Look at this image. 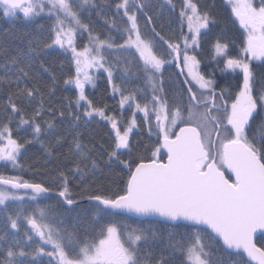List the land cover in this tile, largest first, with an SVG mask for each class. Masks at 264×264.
I'll use <instances>...</instances> for the list:
<instances>
[{
    "label": "snow or ice",
    "instance_id": "1",
    "mask_svg": "<svg viewBox=\"0 0 264 264\" xmlns=\"http://www.w3.org/2000/svg\"><path fill=\"white\" fill-rule=\"evenodd\" d=\"M166 2L176 9L174 0ZM227 5L242 30L239 47L233 41L230 52L229 43L217 37L212 56L219 71L236 80L235 91L201 69L198 50L216 20L195 0H181L179 41L157 30L150 0H0L3 18L22 14L26 21H52L49 37L29 38L26 49L13 53L0 44V94L6 99L0 105V162L22 169L19 157L27 144L40 143L52 156L53 148L67 143L73 176L83 182L78 198L63 172L55 193L20 174H0V264H174L166 250L148 251L155 231L120 222L125 213L187 229L180 239L168 233V249L182 254L181 264H264V83L257 86L253 71L254 61H264V0ZM109 9L115 10L111 16ZM101 12L110 26L103 36L94 32L91 19ZM85 33L87 44L77 45V36ZM57 47L70 61L63 84L77 90V111L70 104L67 113L71 127L97 117L110 125L106 163L127 170L115 194L87 191L99 168L92 149L77 133L58 131L65 111L45 107L44 96L55 95V78L42 91L33 64L47 72L38 58ZM166 65L180 70L167 84ZM101 71L118 96L121 116L127 107L128 119L89 98L86 89L96 87ZM133 78L148 88L129 87ZM142 127L156 138L145 149L148 155L134 152L132 134ZM19 132L31 138L22 141ZM53 197L57 209L44 204ZM80 199L88 208L77 213L71 229L64 227L60 217L80 208ZM17 202H32L31 210L10 211L22 207Z\"/></svg>",
    "mask_w": 264,
    "mask_h": 264
},
{
    "label": "trees",
    "instance_id": "2",
    "mask_svg": "<svg viewBox=\"0 0 264 264\" xmlns=\"http://www.w3.org/2000/svg\"><path fill=\"white\" fill-rule=\"evenodd\" d=\"M97 2L99 3L100 0H97ZM174 2L176 4V9L172 10L166 0H150L151 7L149 9V14L153 16V21L157 25V30L161 31L165 39L179 41L178 12L181 0H174ZM195 2L201 6L202 10L210 11L216 20L214 28L208 36L203 37L202 48L198 50V58L202 61L201 69L206 74L215 73L217 82L221 87L232 88V91H235L236 80L229 74H222L219 68L216 67V61L212 56V42L215 38L221 37L224 42L229 43V51L231 52L233 41L236 47H239L241 38L240 32L242 30L239 29L238 22L233 24L232 20L234 17L229 16L230 7L227 5V0H195ZM114 11V9H109L108 15L111 16ZM104 15L105 13L101 12L99 15L93 14L91 18L94 32L102 36L107 34V30L110 27L109 25H105L104 20L100 18ZM51 23L52 21L46 17L39 19L37 22H31L23 19L22 14H20L19 19L14 20L0 16V44L13 53L17 49H26L28 47L29 38L39 37L47 39L49 37ZM140 23L143 29V20H140ZM38 25H43V28L41 29ZM112 35L119 39L115 30H112ZM76 43L77 45L87 44V34L78 35ZM38 60L48 68V71L45 72L40 68L39 63L33 64V74L36 76L39 82L38 86L41 90L46 92L48 88L52 87L53 77L55 78V95L51 98L47 95L44 96L45 107L63 110L66 113L58 131L64 133L66 136L72 132L77 133L79 140L92 149V156L99 165L95 176L87 187V191H95L99 194L107 195L115 194L117 191L122 190L124 182L127 179V170L115 164L109 167L106 163L107 152L112 143L110 125H108L106 121L100 120L98 117L94 120H88L87 123L84 122L86 118H83L76 128H72L69 124L70 117L67 115L69 105L71 104V111H77L75 107L77 90L70 85L66 86L63 84V79L67 74L70 64L68 54L57 47L42 52ZM166 67L168 71L165 73V83L167 84L170 80L176 79L178 72L174 65H166ZM253 71L257 86L264 83V61H254ZM106 75L107 74L103 72L99 73L96 87L92 88L88 86L86 92L96 106H104L109 111V114L116 113L119 119L122 121L126 120L129 118L127 107L121 116L118 96H113L111 86L106 80ZM240 82L242 84V77ZM129 87L148 88L143 80H136L135 78L129 81ZM4 103H6V99L3 94H0V105ZM141 116L142 113L137 114L138 121ZM0 120H2V114H0ZM255 130L254 128V131ZM17 132L18 130L13 131L14 138L17 137ZM132 136V142L136 146L134 147V152L136 148H138L140 152L148 155L145 149L146 147H151L155 143V136H150L146 128L143 127L140 128L139 131H134ZM18 138L23 141L30 139L31 136L28 133L19 132ZM47 142L50 141L46 140V143ZM52 153V156H48L45 148H43L40 143H29L19 157V162L23 165V168L13 169L10 165L4 167L3 162H0V174H20L23 179L29 182L43 183L51 186L55 193L60 186V173L63 172L69 177L70 189L79 198L83 195V190L81 189V184L83 182L73 176L71 171L72 158L69 156L67 143L63 148H53ZM83 200L84 199L79 200L81 207L76 208V211L64 213V215L60 217L64 222V227L71 229L76 221L77 213L88 208L89 204L83 203ZM17 204H22V207L10 209V211L27 213L32 207V202H17ZM44 204L51 206L53 209L58 208L55 197L50 200H45ZM119 220L125 225H132L134 227L155 231L157 233V238L153 241L148 251H153L158 254L161 250H166L171 253L174 264H181L182 254L179 251L172 252L171 249H168V233L172 232L176 239H180L182 235L188 231L187 229L176 228L156 220H138L127 215H122L119 217ZM148 259L152 260L154 257H149Z\"/></svg>",
    "mask_w": 264,
    "mask_h": 264
},
{
    "label": "water",
    "instance_id": "3",
    "mask_svg": "<svg viewBox=\"0 0 264 264\" xmlns=\"http://www.w3.org/2000/svg\"><path fill=\"white\" fill-rule=\"evenodd\" d=\"M176 71L179 73V71H180L179 68H176ZM181 79H183V77H181ZM225 175H226V177H230L231 176V174L229 172H227V171L225 172ZM82 202L86 203V204H89V202L86 199H84ZM123 215H127L129 217H132V218H135V219H138V220H156V221H160V222L162 221V218H160V217H141V216H137L134 213H125ZM167 224L171 225L170 223H167Z\"/></svg>",
    "mask_w": 264,
    "mask_h": 264
},
{
    "label": "rangeland",
    "instance_id": "4",
    "mask_svg": "<svg viewBox=\"0 0 264 264\" xmlns=\"http://www.w3.org/2000/svg\"><path fill=\"white\" fill-rule=\"evenodd\" d=\"M256 62H262V61H256ZM102 72V71H101ZM90 87V86H89Z\"/></svg>",
    "mask_w": 264,
    "mask_h": 264
},
{
    "label": "flooded vegetation",
    "instance_id": "5",
    "mask_svg": "<svg viewBox=\"0 0 264 264\" xmlns=\"http://www.w3.org/2000/svg\"><path fill=\"white\" fill-rule=\"evenodd\" d=\"M62 50V49H61ZM230 90H232V88H229Z\"/></svg>",
    "mask_w": 264,
    "mask_h": 264
},
{
    "label": "bare ground",
    "instance_id": "6",
    "mask_svg": "<svg viewBox=\"0 0 264 264\" xmlns=\"http://www.w3.org/2000/svg\"><path fill=\"white\" fill-rule=\"evenodd\" d=\"M181 78V77H180Z\"/></svg>",
    "mask_w": 264,
    "mask_h": 264
}]
</instances>
